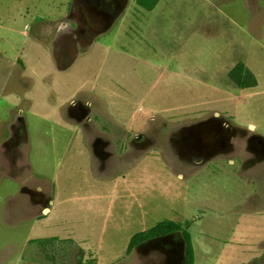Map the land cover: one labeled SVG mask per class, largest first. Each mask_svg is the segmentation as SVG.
Here are the masks:
<instances>
[{
  "label": "rangeland",
  "instance_id": "rangeland-1",
  "mask_svg": "<svg viewBox=\"0 0 264 264\" xmlns=\"http://www.w3.org/2000/svg\"><path fill=\"white\" fill-rule=\"evenodd\" d=\"M210 118L264 127V0H128L110 26L79 0H0V264H185L188 221L194 264H262L236 245L264 234L259 138L190 162ZM163 220L179 230L127 251Z\"/></svg>",
  "mask_w": 264,
  "mask_h": 264
},
{
  "label": "flooded vegetation",
  "instance_id": "flooded-vegetation-1",
  "mask_svg": "<svg viewBox=\"0 0 264 264\" xmlns=\"http://www.w3.org/2000/svg\"><path fill=\"white\" fill-rule=\"evenodd\" d=\"M81 5L89 8V11H93L94 14L106 19V23L110 26L122 12L126 6L128 0H79ZM89 111L88 107L78 102L75 106L70 107L71 113H76L77 119H81ZM211 122L212 127L204 128L196 127L195 131L188 130L189 136L182 138L183 146L181 147V153L188 161L204 162L208 157H212L221 151H226L230 144L227 141L235 138V130L233 126L229 125L220 118H210L205 121L206 125ZM211 125V124H210ZM260 149L264 153V142L258 140ZM103 155V154H102ZM172 251H176V247Z\"/></svg>",
  "mask_w": 264,
  "mask_h": 264
},
{
  "label": "trees",
  "instance_id": "trees-1",
  "mask_svg": "<svg viewBox=\"0 0 264 264\" xmlns=\"http://www.w3.org/2000/svg\"><path fill=\"white\" fill-rule=\"evenodd\" d=\"M158 0H136V3L150 10L156 4ZM229 78L238 88H249L257 85V79L255 75L242 63L238 62L233 69L228 73ZM190 222H187L186 228L182 231L183 239H184V250H185V264H194V249L191 241V237L187 231V227ZM174 222L172 220H163L153 227L135 233L129 240L127 251H130L137 243L146 240L148 238L159 237L165 233H170L175 230H179L174 227ZM40 242H54V241H62L58 240L56 237L51 238H43L39 239ZM49 242V243H50ZM65 242L72 243L70 240H65ZM179 247V245L177 246Z\"/></svg>",
  "mask_w": 264,
  "mask_h": 264
},
{
  "label": "crops",
  "instance_id": "crops-1",
  "mask_svg": "<svg viewBox=\"0 0 264 264\" xmlns=\"http://www.w3.org/2000/svg\"><path fill=\"white\" fill-rule=\"evenodd\" d=\"M257 86H258V83L254 87L243 88V89L240 88L239 91L240 90L247 91V96L254 98L255 96L259 95V93H260L257 90ZM260 123L261 122L255 124V123L250 122L247 128L241 127V126H238V125L237 126L233 125V127L237 128V129H242V130L248 132L249 134H252L254 137H258L260 140H262L264 142V127ZM14 137L8 139V142L10 141L11 144H14L17 147V150H23L22 145L27 143L26 128L24 130V138L23 139H21V137L19 139L16 138V137L14 138ZM213 158H211L210 160H215ZM207 163H208V160H207L206 164H203V167L207 166ZM223 213H224V211H223ZM237 243L238 244H236V245H238L239 248H241V252H243V253L248 252L250 254L252 250L257 248L259 250L258 254L263 255V258L261 259V261H262V264H264V253L262 252L263 251L262 248H264V234L259 236L258 239L256 240V242L255 241L254 242H250L244 236V238H239ZM207 254H208V252L205 253V256H207ZM252 259H240L239 260V264H256L255 261H252Z\"/></svg>",
  "mask_w": 264,
  "mask_h": 264
}]
</instances>
